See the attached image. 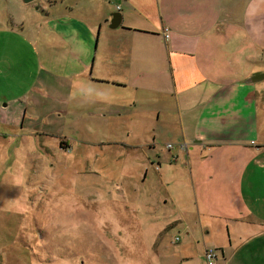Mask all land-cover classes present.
<instances>
[{
  "label": "rangeland",
  "instance_id": "1",
  "mask_svg": "<svg viewBox=\"0 0 264 264\" xmlns=\"http://www.w3.org/2000/svg\"><path fill=\"white\" fill-rule=\"evenodd\" d=\"M105 1L102 12L109 18L116 0ZM102 2L0 0V264H197L198 249L230 255V238L234 250L241 248L234 263L264 260L255 255L264 237L247 236L253 227L208 218L200 205L180 213L171 198L175 164L163 161L182 155L185 142L177 133L151 116L147 130L142 107L131 136L145 144L156 131L151 164L144 152L116 145L106 137L110 131L89 118L98 96L77 90L58 61L43 63L44 47L36 50L31 41L39 27L99 25ZM112 134L124 137L126 131L117 127ZM248 177L245 195L260 210L264 179L251 175L248 184ZM186 188L193 195L190 182ZM219 258L216 264H224Z\"/></svg>",
  "mask_w": 264,
  "mask_h": 264
},
{
  "label": "crops",
  "instance_id": "2",
  "mask_svg": "<svg viewBox=\"0 0 264 264\" xmlns=\"http://www.w3.org/2000/svg\"><path fill=\"white\" fill-rule=\"evenodd\" d=\"M102 3L99 25L39 27L31 41L36 50L44 47L43 63L58 61L66 76L75 78L77 90L99 97L89 118L105 126L116 145L144 152L149 162L150 152L157 153L155 130L145 144L131 136L142 107L148 110L147 130L151 116L177 133L187 149L163 161L175 164L171 198L180 213L200 205L208 218L253 227L247 236L261 241L264 206L259 210L247 200L245 181L248 175V184L251 175L264 179V82H247L264 73V0H116L117 12L109 18L102 12L107 1ZM115 13L122 15L116 29L111 28ZM11 21L15 28L17 21ZM117 127L126 131L124 137L112 134ZM145 135L150 138V132ZM147 176L148 171L144 180ZM160 178L168 190L171 185ZM230 244V255L224 249L220 255L224 264H238L241 248L234 250L231 238ZM262 244L255 246L256 256H264ZM206 248L198 249L197 264L204 263Z\"/></svg>",
  "mask_w": 264,
  "mask_h": 264
},
{
  "label": "built area",
  "instance_id": "3",
  "mask_svg": "<svg viewBox=\"0 0 264 264\" xmlns=\"http://www.w3.org/2000/svg\"><path fill=\"white\" fill-rule=\"evenodd\" d=\"M164 36L165 39H169L170 37V32L169 30H165L164 31ZM169 147H172L171 145ZM182 149L186 150L187 149V145L186 144H182ZM178 240V239H177ZM220 251L218 249L212 248V247H208L206 249L205 255H204V264H216V262L219 259V255H220Z\"/></svg>",
  "mask_w": 264,
  "mask_h": 264
},
{
  "label": "water",
  "instance_id": "4",
  "mask_svg": "<svg viewBox=\"0 0 264 264\" xmlns=\"http://www.w3.org/2000/svg\"><path fill=\"white\" fill-rule=\"evenodd\" d=\"M37 0H23L25 4H32L36 2ZM122 22V15L121 13H115L113 14V19L111 23V28H118ZM264 81V73H256L254 74L249 80L247 81L248 83H258Z\"/></svg>",
  "mask_w": 264,
  "mask_h": 264
}]
</instances>
